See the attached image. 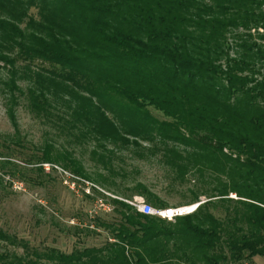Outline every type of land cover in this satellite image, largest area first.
<instances>
[{
  "label": "trees",
  "instance_id": "1",
  "mask_svg": "<svg viewBox=\"0 0 264 264\" xmlns=\"http://www.w3.org/2000/svg\"><path fill=\"white\" fill-rule=\"evenodd\" d=\"M0 72L16 134L25 101L72 140L96 143L92 157L111 175L97 183L118 189L115 153L146 145L177 170L176 183L192 174L191 203L207 200L175 222L110 200L114 219L95 216L89 226L91 234L104 229L105 242L70 254L0 229V249L23 250L0 252V264L264 258V0H0ZM35 159L39 173L51 163L92 178L68 150L46 145ZM0 170L27 178L11 160ZM134 192L167 207L145 185Z\"/></svg>",
  "mask_w": 264,
  "mask_h": 264
},
{
  "label": "rangeland",
  "instance_id": "2",
  "mask_svg": "<svg viewBox=\"0 0 264 264\" xmlns=\"http://www.w3.org/2000/svg\"><path fill=\"white\" fill-rule=\"evenodd\" d=\"M33 13L36 11L33 10ZM0 74L5 78V72ZM151 111L159 119H164L161 113ZM17 122L18 134L0 95V152L6 155L0 160H11L28 170L26 180L6 175L0 170V229L26 240L34 248H56L70 254L85 247L101 246L108 237L107 232L99 229L96 234H91L89 228L93 227L89 226L95 216L114 219L110 200L136 205L145 202L160 208L148 201L146 196L134 192L138 184L148 187L151 194L159 197L167 207L207 201L206 197H202L198 203H191L189 190L196 185L192 174L189 175L191 181L186 184L184 181L176 183L177 170L161 162L159 156L153 155L146 145L115 153L112 159L115 176L112 180L119 187L110 188L96 182L99 175L111 176L92 157L96 143L72 140L52 122L35 118L25 101L17 108ZM46 145L72 152L92 177L91 180L82 179L61 165L51 163L40 165L44 173L37 172V166H33L36 164L35 157L43 154ZM98 150L102 153L101 149ZM229 198L238 199L236 194H230ZM100 204L107 209L101 208ZM215 214L220 215L218 211ZM6 251L23 254L22 249H0V252ZM248 264H264V258L258 257Z\"/></svg>",
  "mask_w": 264,
  "mask_h": 264
},
{
  "label": "built area",
  "instance_id": "3",
  "mask_svg": "<svg viewBox=\"0 0 264 264\" xmlns=\"http://www.w3.org/2000/svg\"><path fill=\"white\" fill-rule=\"evenodd\" d=\"M125 202L135 207L136 210L143 215L159 218L169 222H175L179 218L194 214L202 204L198 203L190 206L155 208L151 204H147L145 202H141L139 205L128 201ZM100 207L105 210L107 209L103 204H100Z\"/></svg>",
  "mask_w": 264,
  "mask_h": 264
}]
</instances>
